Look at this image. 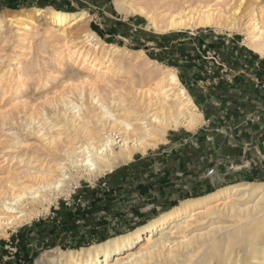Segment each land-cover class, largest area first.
<instances>
[{
  "label": "rangeland",
  "instance_id": "1",
  "mask_svg": "<svg viewBox=\"0 0 264 264\" xmlns=\"http://www.w3.org/2000/svg\"><path fill=\"white\" fill-rule=\"evenodd\" d=\"M150 1L126 0L127 10L119 11L115 0H0V17L3 18V26L0 27V194L11 190V182L42 181L39 177L26 174L41 172V169L43 171L56 161H63V170L69 176L60 190L53 186L41 189L44 200L19 205L18 210L29 209L33 217L0 231V264H37L43 255L51 252H62L61 258L65 259L69 251H82L144 228L151 220L170 212L184 201L237 184H264V179H253L252 170L244 167L235 169L234 165H230V157L236 155L225 154L224 141L218 137L219 124L209 123L208 116L203 114L191 90L196 85L212 87L208 81L218 83V70L223 66L225 55L247 51L264 58L247 45L249 32L254 28H264V0H232V5L241 2V15L245 14L239 28L211 26L166 32L155 30L149 16L169 8L168 3L171 4L172 0H157L155 7L150 5ZM158 1L162 3L158 5ZM141 7H145L150 15L136 10ZM36 8L75 14L86 12L87 17L66 28L58 26L59 31H55L48 29L54 26L50 15H37ZM248 16L252 18L250 25H247L250 22L246 23ZM29 17L36 22L35 30L21 27L29 22ZM63 29L69 33L66 40L73 35L79 41L87 31L93 30L106 42L102 43L101 55H97V58L107 62L113 57L115 64L109 80L101 82L99 88L84 79L91 75L90 64L81 68L82 60H69L65 56ZM18 30L24 33L19 34ZM112 45L120 46L122 51L117 54L112 52ZM144 63H150V68H159L160 64L172 68L192 98L194 111L201 115L195 117L193 126L188 124L187 116H181L180 124L169 126L155 146L145 151L135 150L130 159L106 164L103 172L88 173L85 166L68 159L72 145L86 141L92 143L111 132L110 135L117 133L113 142L115 151H120L122 143L119 141V131L109 127L110 120H104L92 96L99 93L118 121H129L135 128L142 125L139 119L149 123L153 119L150 114L156 111V98L142 94L151 84ZM26 68H29V74L25 72ZM193 70V75H190ZM80 92H83L82 97L78 95ZM63 99H73L82 103L84 108L77 115L76 109L65 104ZM72 123L78 124L77 127ZM83 123H88V131L79 127ZM52 136L65 141L68 145L65 149L69 153L58 151V143L52 144V147L49 143ZM76 152L79 150L74 155L80 154ZM185 158L193 163V170L185 171L172 180L171 176L176 177L173 168L179 167L180 161ZM136 163H140L139 167L142 168L133 166ZM244 163L240 161L239 166H245ZM148 167L156 169L147 171ZM211 168L215 172L208 175ZM164 171L168 179L162 183L168 187L180 182L179 189H184L182 182L185 174L192 175L198 182L225 178L219 184L215 181L208 184L209 187L213 185L212 189L200 194L188 191L167 205L161 200L160 191L150 189L154 181L149 180L156 173ZM245 173L251 175L242 176ZM228 174H232L233 178H228ZM143 183L147 185L145 188L141 186ZM21 186L23 184L14 187L16 192ZM226 220L228 224L231 223V218ZM197 227L205 231L210 227V222ZM147 234V230H144V237ZM143 242L145 239L142 237L132 250H139ZM171 246L166 252L172 250L175 254L181 249L175 243ZM104 258L103 252L100 253L97 264H103L101 260ZM109 260L113 261V257ZM143 263L139 261L135 264ZM245 264H264V260L250 258Z\"/></svg>",
  "mask_w": 264,
  "mask_h": 264
},
{
  "label": "bare ground",
  "instance_id": "2",
  "mask_svg": "<svg viewBox=\"0 0 264 264\" xmlns=\"http://www.w3.org/2000/svg\"><path fill=\"white\" fill-rule=\"evenodd\" d=\"M159 3L162 2L158 1V5ZM195 3H198V5L194 6ZM156 4L157 0L150 1V5L153 7ZM168 4L169 8L155 15H150L145 7L136 10L150 15L152 26L160 32L211 26L239 28L241 19L245 16V14L241 15V2L232 5V0H172L171 4ZM115 6L119 11L127 10L126 0H115ZM136 10L133 9L132 11ZM35 11L37 15L48 13L54 25L49 26L48 29L55 31H59L58 26L66 28L87 17L86 12L75 14L60 10L48 11L45 8H36ZM249 16L246 23H250L247 25H250L252 21ZM27 20L29 22H25L21 27L35 30V20L31 17ZM2 22L3 18L0 17V27L3 26ZM53 30H51L52 33ZM18 33L23 34L24 32L18 30ZM61 33L64 35L65 56L69 60L75 58L82 60L81 68L90 64L91 75L85 76L84 79L99 88L98 85L106 81L108 76L111 75L110 72L115 64L113 60L115 58L113 57L109 58L110 60L107 62L97 58L101 55L99 51L102 49V43L105 44L106 42L100 39L93 30L87 31L85 37L79 41H76L73 35H70L71 37L66 40L69 33L68 31L66 33L65 29ZM249 33L251 34L248 36L247 45L264 56V28H254ZM112 47L111 50L114 53L122 51L120 46L112 45ZM60 57L61 59L64 58V56ZM147 59L145 60L147 61ZM144 66H147V78L149 82L151 81V84L142 91V94L156 98L154 105L157 106L156 111L152 115L150 114V118L153 116L150 123L144 121V119L143 121L139 119V124L142 125L135 128L134 124L129 121L121 120L120 122L115 118L113 112L106 105V100L99 93L92 96L93 102L98 106V109H101L104 120H110L109 124L111 126L109 127L111 129L117 128L115 131H119L118 136L121 138L119 141L122 142L120 151H115L113 148L117 133L110 135L112 132L93 141L95 144L92 149H90V146L93 142L88 143L86 141L77 146L72 145L70 153L65 149L67 143L62 139H57L56 136H52L49 143L51 145L58 143V145L56 144L58 151L69 153L68 159L72 163L85 166L89 171L88 173L91 172L92 174L103 172L107 167L106 164L113 161L117 162L121 159L132 158L135 150L145 151L147 148L155 146L169 126L180 124L181 116H187L188 124L192 125L196 119L195 117L201 114L194 111L195 104L188 95L187 89L182 85L177 73L172 68L162 64L159 68H150V63ZM28 69L26 68L25 71L28 72L27 74L30 73ZM33 72L31 70L32 74ZM91 94L93 93L91 92ZM78 95L82 97L83 92ZM63 102L76 109L77 115L84 108L82 103H78L73 99H63ZM72 125L76 128L78 124L72 123ZM79 127H83L85 131L89 129L88 123H83ZM120 130L122 131L120 132ZM2 144L4 143L2 142ZM52 147L54 146L52 145ZM76 150H79L76 153L80 154L74 155ZM64 168L63 161H56L43 171L41 169V172L26 174L30 177H39L42 181L35 183L32 180L31 183L26 181L11 182L9 184L11 190L2 191L0 194V231H4L11 224L23 223L31 219L33 213L28 211L29 209L18 210L19 205L25 202L44 200L45 195L41 193V189L48 186L60 190L66 179L69 178L63 170ZM22 184L23 186L16 192L14 187ZM215 216L216 218L211 220ZM227 218H231L230 224L227 223ZM209 222L210 227L205 231L197 227V225ZM144 230L148 232L145 237ZM142 237L145 242L140 243L139 250L133 251V245L142 240ZM172 243L180 246L179 252L175 254L172 250L166 252ZM102 252L105 255V258L101 260L103 264H135L139 261L144 262L143 264H151V262L155 264H245L250 258L255 261H263L264 184L259 186H253V183L249 182L237 184L196 199L184 201L170 212L151 220L144 228L116 236L101 245L92 246L82 251H69L65 254V259L61 258L63 256L62 252L45 254L38 260L37 264H97L98 256ZM111 257H113V261L109 260Z\"/></svg>",
  "mask_w": 264,
  "mask_h": 264
},
{
  "label": "crops",
  "instance_id": "3",
  "mask_svg": "<svg viewBox=\"0 0 264 264\" xmlns=\"http://www.w3.org/2000/svg\"><path fill=\"white\" fill-rule=\"evenodd\" d=\"M218 71V85L214 81L213 83L208 81L212 87L196 85L191 90L201 105L203 114L208 116L209 123L219 124L218 137L224 141L225 154L236 155L230 157V165H234L235 169L244 167L252 170L254 180L264 179V58L255 54L253 56L247 51L225 55L223 66H220ZM193 73L194 70L190 71V75ZM240 161L245 162V166H239ZM133 166L142 168L139 167L140 163ZM192 167L193 163H189L186 158L182 159L179 167L173 168L176 177L171 176V179H177L178 175L185 171H192ZM152 169L156 168L148 167L147 171H153ZM251 174L245 173L242 176ZM226 176L233 178L232 174ZM183 177L184 189H179L180 182L168 187L167 184L162 183L168 179L165 171L156 173L153 179L152 177L149 179L154 181L150 189L160 191L161 200L170 205V202L177 200L180 194L188 191L192 194H200L204 190L213 188V185L208 186L211 182L215 181L219 184L225 178L198 182L190 174H185ZM157 178H160L159 181H156ZM141 186L145 188L147 185L143 183ZM147 198L150 200V197ZM158 207L160 206H156Z\"/></svg>",
  "mask_w": 264,
  "mask_h": 264
},
{
  "label": "built area",
  "instance_id": "4",
  "mask_svg": "<svg viewBox=\"0 0 264 264\" xmlns=\"http://www.w3.org/2000/svg\"><path fill=\"white\" fill-rule=\"evenodd\" d=\"M215 172V169L214 168H211L208 172H207V174L208 175H211V174H213Z\"/></svg>",
  "mask_w": 264,
  "mask_h": 264
}]
</instances>
